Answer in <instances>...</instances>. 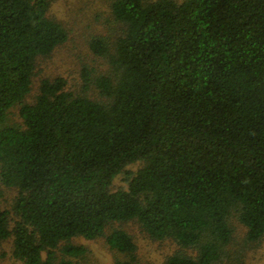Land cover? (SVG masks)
I'll use <instances>...</instances> for the list:
<instances>
[{"label":"trees","instance_id":"trees-1","mask_svg":"<svg viewBox=\"0 0 264 264\" xmlns=\"http://www.w3.org/2000/svg\"><path fill=\"white\" fill-rule=\"evenodd\" d=\"M53 1L0 0V200L14 190L0 244L21 264H74L72 239L104 237L124 255L112 264H136L122 226L136 221L180 246L163 264H215L233 220L264 241V0H111L117 34L89 42L106 70L84 67L81 92L43 77L28 101L67 40Z\"/></svg>","mask_w":264,"mask_h":264},{"label":"rangeland","instance_id":"rangeland-1","mask_svg":"<svg viewBox=\"0 0 264 264\" xmlns=\"http://www.w3.org/2000/svg\"><path fill=\"white\" fill-rule=\"evenodd\" d=\"M179 1V0H178ZM111 0H55L51 2L47 16L60 22L68 31L67 40L57 46L48 57L38 60L36 74L33 77L32 90L27 100L32 101L39 82L43 77L62 76L72 91L81 92L83 68L93 69L91 74L106 70V61L95 55L89 47L93 37H104L113 40L117 34V24L113 21L110 7ZM90 97L99 99L97 93L87 91ZM10 120L17 122L18 108L11 111ZM141 163L127 166L125 171H135ZM118 174L111 185L112 190L124 188L129 176L126 172ZM13 189L3 188L0 204L4 208L11 205ZM235 226L234 239L227 246L229 258H223L215 264H264V241L254 244H244L245 228L233 220ZM134 238L136 264H163L168 256L177 251L180 246L171 238L153 240L136 221L122 225ZM72 242L84 247V255L74 258V264H112L116 258H124L111 250L104 237L87 240L82 237L72 239ZM182 249V248H181ZM185 253L196 256V248H183ZM0 264H21L12 255L11 238L0 244Z\"/></svg>","mask_w":264,"mask_h":264}]
</instances>
